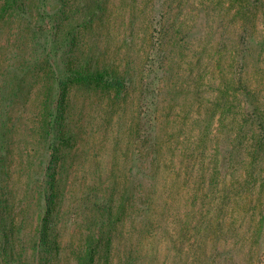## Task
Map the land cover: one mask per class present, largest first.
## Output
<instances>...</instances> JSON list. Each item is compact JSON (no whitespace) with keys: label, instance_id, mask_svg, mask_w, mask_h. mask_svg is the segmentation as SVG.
<instances>
[{"label":"rangeland","instance_id":"obj_1","mask_svg":"<svg viewBox=\"0 0 264 264\" xmlns=\"http://www.w3.org/2000/svg\"><path fill=\"white\" fill-rule=\"evenodd\" d=\"M34 7L0 15V264H264V0Z\"/></svg>","mask_w":264,"mask_h":264},{"label":"trees","instance_id":"obj_2","mask_svg":"<svg viewBox=\"0 0 264 264\" xmlns=\"http://www.w3.org/2000/svg\"><path fill=\"white\" fill-rule=\"evenodd\" d=\"M37 2H39V0H0V15L1 16H5L9 12L10 15H19V16H21L22 17L21 19H24L25 17L26 18H33L36 15H34L32 17V10L35 9L34 6L36 5ZM41 7H42V10L44 12L43 4H41ZM9 14H7L8 17H9ZM44 18H46L47 21H50V15L49 14H45V16L42 17L43 25H45ZM35 25H36V27H38V24L35 23ZM49 37H50V35H49ZM25 64H26V62H23L22 69L26 68ZM94 77H96L98 81H102L106 77V74H101L100 73L98 75H95ZM110 82L118 83V81H116V80L114 81V79H111ZM44 94H45L44 95L45 101H46V99L49 100L50 93L47 92V93H44ZM44 106H45V102H44ZM48 115L50 116V113ZM68 135L69 136L68 137L66 136V139H65V137H62L61 141L62 142L68 141V139L70 137V134H68ZM161 145H162L161 142H157V141H153L152 142V146H154L155 148L159 149ZM53 154L57 155L58 154V150L55 149L53 151ZM58 160L59 159H56V164H57ZM54 168H56V165L54 166ZM56 175H57L56 172H53L50 175V200L48 202L46 201L48 204L47 203L44 204V206H45V208H43L44 209V215L41 218L40 228L37 231L38 232V236H37L38 239L36 241H38V245L35 246V244H33V247L42 248L43 253L44 252H46V253L49 252L50 253V250L53 251L54 253H59L60 252V247H59L58 241H54L53 240V243H50V236L53 237V239H56V237H57L56 236L57 233L56 234L53 233L51 228H50L51 227L50 223H52V217H51L52 206L54 208L57 205L58 200L56 198V194L59 193L60 195H62L61 188L59 187V185L57 186V181H56L57 177H56ZM4 182H6L5 171H4V173H2V171L0 170V237L3 238V240H4V244H3V247H2L3 250H5L6 243L8 241L14 239V237L12 236V233L10 232V230L12 228V223L11 222H7V220H4V218H3L2 214H1V211L3 212V210L6 209V203H7L5 198L3 197V196H5L4 190L6 189L4 187ZM47 184H48V179H45V180L43 179V181L40 182V184H38V186L36 187L38 189L37 191L38 192L44 191V189L46 188ZM96 204L99 206L98 203H96ZM94 208H95V206H94ZM104 208H105L104 204H102V205H100V208H98V211L104 213V210H103ZM110 208H111V206H110ZM110 208L106 206V212H108V210ZM108 215L111 216L112 215L111 212H108ZM116 215H120V213L118 212V214H116ZM111 218H112V216H111ZM9 238H10V240H7ZM6 254L7 253H4V257H6ZM86 255L88 256V258L90 260H93V252L92 251L89 252V254H88V251H87ZM43 259H45V257H43L42 260ZM17 263H19V262L17 261Z\"/></svg>","mask_w":264,"mask_h":264}]
</instances>
